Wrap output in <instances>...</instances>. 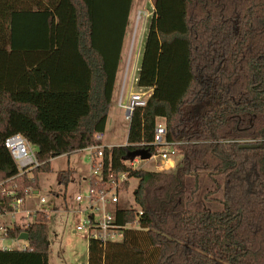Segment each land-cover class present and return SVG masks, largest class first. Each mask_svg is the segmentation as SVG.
I'll return each mask as SVG.
<instances>
[{"label":"trees","instance_id":"1","mask_svg":"<svg viewBox=\"0 0 264 264\" xmlns=\"http://www.w3.org/2000/svg\"><path fill=\"white\" fill-rule=\"evenodd\" d=\"M134 0H0V182L19 171L5 141L21 134L42 164L21 193L39 190L52 160L98 144L110 114ZM135 111L116 171L138 180V230L121 243L91 242L88 264H264V0H153ZM182 155L169 172L126 165L154 154L156 127ZM73 171L59 175L68 187ZM223 177L222 211L189 207L186 179ZM21 177L15 181L19 182ZM128 187V185H127ZM9 199L0 193V205ZM8 209V208H7ZM136 213H120V222ZM26 251L0 264H49V219L26 229Z\"/></svg>","mask_w":264,"mask_h":264},{"label":"built area","instance_id":"2","mask_svg":"<svg viewBox=\"0 0 264 264\" xmlns=\"http://www.w3.org/2000/svg\"><path fill=\"white\" fill-rule=\"evenodd\" d=\"M152 16L153 13L151 15L139 13L136 30L140 22H142V30L147 31V19L152 18ZM142 37L143 35H141V39ZM140 61L141 51L138 50L135 57L130 52L123 71L122 83L117 99V106L123 111L124 118L129 125L135 111L148 105L153 92L152 89L139 88L138 86ZM95 139L98 144L89 146L83 150L90 153V175L84 179V182L87 184L86 190L84 192L79 191L75 197L76 211L74 215L78 218L72 233L79 235L88 244L91 242H98L103 245L121 243L124 241L128 231L139 229V219L143 215L142 209L135 202V197L134 206L131 204L127 206L121 205V201L124 200L122 198L123 195H126L129 191L127 185L130 187L129 183L131 179L135 178H131L128 172L114 170L111 155L107 156V152L110 153L114 146L104 143L105 132L96 134ZM153 144L156 146V151L152 154L150 160L161 163L162 166H159L158 171L169 172L174 170L176 162L173 156L177 155L178 152L174 144L167 141L165 121L162 123L158 122ZM31 146L21 134H15L5 141V147L17 165L19 171L17 177L27 175L31 179L29 174H33L35 169L42 166L36 157V150L33 151ZM141 162L140 158H135L126 161V165L134 169H140L137 165L141 164ZM16 178L0 183L1 195L9 199L8 204L0 205V220L6 216L12 217V221L9 223L7 221L4 223L0 222L1 251H12L5 245L6 241L23 242L21 249L13 248V250L26 251L29 248V240H21L20 236L18 238L11 237V229L15 227L22 229L30 227V225L35 223L38 215H45L48 219L50 217L51 203L44 197L39 200L38 206L26 207L27 197L38 195L39 190L30 188L22 195L18 191V186L15 182ZM7 183H12L13 186L5 189L4 185ZM67 211L70 212V210ZM130 211L136 213V219L121 223L120 213H128ZM20 219H27L28 221H23L20 226H16L15 223ZM23 233H27V231L23 230L21 234Z\"/></svg>","mask_w":264,"mask_h":264},{"label":"rangeland","instance_id":"3","mask_svg":"<svg viewBox=\"0 0 264 264\" xmlns=\"http://www.w3.org/2000/svg\"><path fill=\"white\" fill-rule=\"evenodd\" d=\"M153 12L152 0H134L130 14L129 27L125 37V51L123 52L122 64L117 76V81L114 89L112 106L108 117V122L105 130L104 143L114 147L126 146L128 141L129 123L124 118L123 111L117 106L118 94L122 83L123 71L125 69V62L128 55L133 53V57L138 52V48L142 46L145 33L142 35L143 23L140 22L136 30L137 17L139 13ZM147 26L149 27L151 18L147 19ZM135 36V37H134ZM158 122H164L159 120ZM33 151L36 150L31 146ZM90 153L81 151L79 153L62 156L52 160L51 172L41 173L38 176L39 191L38 195L27 197L26 207L38 206L41 198H46L51 203V212L49 214V264H88V242L83 240L79 235L72 233L76 225L77 218L75 214L76 202L75 197L79 191L84 192L87 184L84 182L85 178L90 175ZM176 166L182 163V155L177 154L173 156ZM160 162L154 160L142 161L137 165L145 171H158L161 166ZM160 166V167H159ZM73 171L71 182L68 187L60 184L59 175L67 170ZM28 176L23 175L18 181H15L18 186V191L21 192L20 182L23 178ZM31 179L34 175L29 174ZM29 179V178H28ZM223 177L217 175L214 177L208 174L191 175L186 179V188L188 190L189 207L194 210H212L222 211L223 206ZM1 181L0 183H2ZM12 183L4 185L5 189L12 187ZM128 193L123 195L121 205L127 206L131 204L134 206V193L138 187V180L131 179ZM67 210H70L68 212ZM72 210V211H71ZM8 223L12 221L11 216L3 217L0 222ZM23 221L27 219L18 220L15 225L20 226ZM23 243V242H22ZM22 243L6 241L5 245L10 250L13 248L21 249Z\"/></svg>","mask_w":264,"mask_h":264},{"label":"water","instance_id":"4","mask_svg":"<svg viewBox=\"0 0 264 264\" xmlns=\"http://www.w3.org/2000/svg\"><path fill=\"white\" fill-rule=\"evenodd\" d=\"M135 158H140L141 161H149L152 158V153H150L148 150L146 149H141L136 151L133 155L131 160L135 159ZM20 239L21 240H25L28 241L29 240V234L28 233H23L20 235Z\"/></svg>","mask_w":264,"mask_h":264},{"label":"crops","instance_id":"5","mask_svg":"<svg viewBox=\"0 0 264 264\" xmlns=\"http://www.w3.org/2000/svg\"><path fill=\"white\" fill-rule=\"evenodd\" d=\"M152 3H153V0H152ZM154 3H153V12L152 13H154ZM129 20H130V17H129ZM128 27H129V25H128ZM127 30H128V28H127ZM147 32H148V30L147 31H143L142 30V35H143V33H145V38H144V40H143V43L141 44L142 46H140V48H138V50L139 51H141V55H142V53H143V48H144V44H145V39H146V35H147ZM126 35H127V32H126ZM125 51V40H124V44H123V50H122V55H121V62H120V68H121V64H122V58H123V52ZM126 63V62H125ZM120 68H119V71H120ZM118 74H119V72H118ZM118 76V75H117ZM107 145V144H106ZM111 146V145H110Z\"/></svg>","mask_w":264,"mask_h":264}]
</instances>
